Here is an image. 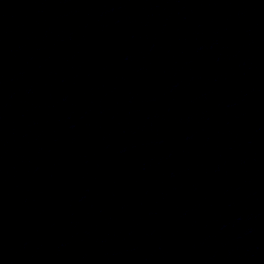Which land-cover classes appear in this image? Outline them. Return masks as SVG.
<instances>
[{"label":"water","instance_id":"water-1","mask_svg":"<svg viewBox=\"0 0 264 264\" xmlns=\"http://www.w3.org/2000/svg\"><path fill=\"white\" fill-rule=\"evenodd\" d=\"M0 264H264V0H0Z\"/></svg>","mask_w":264,"mask_h":264}]
</instances>
